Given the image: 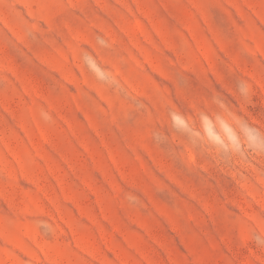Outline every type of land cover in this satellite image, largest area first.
Segmentation results:
<instances>
[{
    "label": "rangeland",
    "instance_id": "rangeland-1",
    "mask_svg": "<svg viewBox=\"0 0 264 264\" xmlns=\"http://www.w3.org/2000/svg\"><path fill=\"white\" fill-rule=\"evenodd\" d=\"M244 121L264 0H0V264H264Z\"/></svg>",
    "mask_w": 264,
    "mask_h": 264
},
{
    "label": "clouds",
    "instance_id": "clouds-1",
    "mask_svg": "<svg viewBox=\"0 0 264 264\" xmlns=\"http://www.w3.org/2000/svg\"><path fill=\"white\" fill-rule=\"evenodd\" d=\"M237 90L241 93V95H247L248 86L245 81H240L237 83ZM174 119H178L174 117ZM245 133H246V141L243 145V150H248L252 152H260L264 153V136L261 135L260 130L247 121H244ZM259 241V237H257Z\"/></svg>",
    "mask_w": 264,
    "mask_h": 264
}]
</instances>
